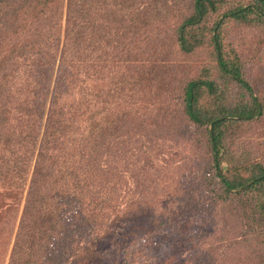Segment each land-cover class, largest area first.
I'll return each instance as SVG.
<instances>
[{
  "label": "trees",
  "instance_id": "obj_1",
  "mask_svg": "<svg viewBox=\"0 0 264 264\" xmlns=\"http://www.w3.org/2000/svg\"><path fill=\"white\" fill-rule=\"evenodd\" d=\"M145 1L68 0L66 39L79 58L63 65L60 57L56 67L44 50L53 28L45 33L38 27L49 12L64 8V0H0V185L31 175L8 264L81 260L92 235L104 232L110 214L123 205V161L114 162V149L106 142L116 138L126 148V136L142 131L140 118L118 111L110 121L92 125L96 111L89 91L81 88L76 96V87H83L92 73L69 78L74 84L69 90L62 76L67 79L75 64L92 66L95 49L105 51L98 65L105 71L110 54L105 46L113 37L124 40L164 14ZM191 8L188 14L184 3L175 42L186 55L207 48L209 57L177 96V118L183 128L189 123L205 133V187L217 201L240 200L246 216L259 224L264 242V159H248L238 152L237 142L264 121V79L253 74L255 64H244L225 30L234 20L264 33V0L250 6L193 0ZM34 45L44 46L45 53L29 61ZM116 84L114 93L128 96L123 75ZM154 133L145 130L144 135L150 139ZM257 139L254 146L264 147V135ZM150 146L154 149L148 148L147 155L153 159L159 143ZM135 245L125 255L126 264L134 261Z\"/></svg>",
  "mask_w": 264,
  "mask_h": 264
},
{
  "label": "rangeland",
  "instance_id": "obj_2",
  "mask_svg": "<svg viewBox=\"0 0 264 264\" xmlns=\"http://www.w3.org/2000/svg\"><path fill=\"white\" fill-rule=\"evenodd\" d=\"M224 1L232 6L253 3V0ZM67 2L64 0V8L49 12L39 24L38 29L46 33L53 28V33H47L44 38L47 54L44 46L34 45L29 61L39 60L44 52L46 56L53 55L52 62L57 67L78 57L73 55L66 39ZM159 2L146 0L145 5L160 6L164 13L161 17L143 28L137 27L138 32L124 40L113 37L111 44L105 46L110 53L105 71L98 66L105 51L95 49L92 66L75 64L70 67L67 79L62 76L66 80L64 88L69 90L74 85L68 82L69 78L92 73L83 87L80 83L76 87V96L81 88L89 91L95 106L92 110L96 111L92 125L110 121L118 111H129L140 118L142 128L140 134L126 136V148L116 138L107 139L106 144L110 143L114 149V162L123 161L124 203L119 211L110 214L106 230L92 235L87 254L70 264H126V253L134 251L131 243H136L138 249L129 264H264L259 224L251 215L246 216L249 211L242 210L240 200L217 201L204 185L205 133L189 123L188 128H183L177 118V96L209 57L207 48L186 55L175 42V29L184 3L188 4L189 14L193 0ZM226 24V34L230 35L229 40L242 55L244 64H255L253 74H261L264 79V33L234 20ZM62 50L67 51L63 57ZM60 57L63 60L59 64ZM17 74L15 71L14 76ZM121 75L128 96L113 91ZM6 79L13 80V76ZM104 106L106 110L102 111ZM145 130L155 133L148 139ZM263 135L264 121L253 124L244 138L237 140L238 152L246 153L248 159H264V147L254 146ZM123 139L126 140L124 136ZM155 142L159 143L155 148L160 152L156 151L151 159L147 151L154 149L150 145ZM30 177L0 185V264H8Z\"/></svg>",
  "mask_w": 264,
  "mask_h": 264
}]
</instances>
